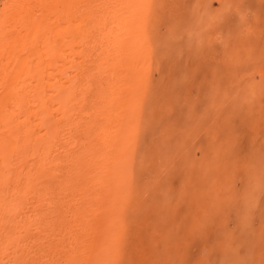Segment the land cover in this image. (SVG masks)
<instances>
[{"label":"rangeland","instance_id":"obj_1","mask_svg":"<svg viewBox=\"0 0 264 264\" xmlns=\"http://www.w3.org/2000/svg\"><path fill=\"white\" fill-rule=\"evenodd\" d=\"M33 1L0 0V52L8 43L12 10ZM83 5L79 30L72 35L82 72L77 95L58 135L45 141L41 154L48 163L34 154L25 164L33 187L40 177L50 180L43 202H32L45 204L44 212L31 209L29 217L36 224L29 231L39 227L42 236L22 234V219L21 228L13 227L12 214L0 217V264L17 259L22 264H264V0H85ZM31 41L27 49L0 58V92L12 108L10 118L14 109L20 119L27 113L31 96L10 94L31 81L25 75V82H13L7 59L18 62L14 56L21 52V64L22 51L28 56L34 50ZM23 144L18 165L26 160ZM24 183L14 185L23 194L29 186ZM18 241L28 250L21 248L11 263L6 253H13L10 244Z\"/></svg>","mask_w":264,"mask_h":264},{"label":"bare ground","instance_id":"obj_2","mask_svg":"<svg viewBox=\"0 0 264 264\" xmlns=\"http://www.w3.org/2000/svg\"><path fill=\"white\" fill-rule=\"evenodd\" d=\"M103 2L105 0H102ZM115 1V0H114ZM85 2V0H35L32 3L25 5L23 8H18L17 10L14 9L12 10V18H9L7 20V27L9 28V30H11L10 32H8V43L6 42L4 46H2V50L0 52V58L3 61V57L14 50H20V49H25L26 46L28 45V42H30V39L34 41H31L33 43V52L30 55H26V53L23 52V57L25 58L22 62H26L28 64H26V68H23L24 72L21 73V71L19 70L21 68V64L18 63L20 61V55L15 54L14 58L19 60L18 62L15 60L11 59H7V60H11L8 61L9 64L7 65L8 67H10V69L13 72V75H15L16 80L13 79V82H19V81H24L25 82V78L24 76L26 75L28 79V81L31 83H28V86L24 89H16L17 91L13 94L10 95H15L12 97H19L21 96L20 92H23L25 94V96H31L30 98L28 97V104H27V110H26V114L24 115L23 113V117L17 118V109H14L12 112L13 115L10 118L7 113H9L8 110L12 109L9 106V102H7V97H5L4 92H0V217L1 219L4 216H10L14 217V221L16 223H13V227H19L21 228L20 225H18V222L20 219H22L20 222L22 225V234L23 233H28V231L33 228L34 226H36V224H34L32 221H30V216H31V209L34 210V212L36 214H41L42 212H44V206L45 204H40V205H36L37 202H43V197L45 195H43L46 190L47 192L45 194H49L48 192V185L47 183L50 182V180H46L43 181L41 180V177L38 179L37 181V185L35 186L34 182H33V186L31 185V181L32 180V176L29 174L28 172V168L25 166L26 163H28L29 161L27 160L28 157H30L29 155H34L36 154V158L37 157H41L42 158V162L43 164H45L48 160V158L46 157H42L41 151L43 152L44 150V146L45 145V141L48 140H52L53 138L56 137L57 132H59L60 130H58L59 126L61 125V121L65 120L68 115L69 112H67L68 110H66V108H68V104L72 102V97L75 95H77L75 92L76 88H78V80L81 76V71H77V66L76 63L77 61V55H76V48H75V42L78 41L75 39H73L72 35H74V32L78 28L79 25V14L82 11L83 8V3ZM96 2V1H94ZM108 2V1H107ZM117 2V1H116ZM99 3V2H98ZM110 3V2H109ZM118 3V2H117ZM123 3V1H122ZM26 4V3H25ZM89 4V3H87ZM107 4V3H106ZM113 4V2H112ZM111 4V5H112ZM121 4V3H120ZM83 5V6H82ZM99 5V4H98ZM115 5V3L113 4ZM88 6V5H87ZM102 6V5H101ZM100 6V7H101ZM108 6V5H105ZM118 6V4H117ZM128 6V5H127ZM85 7V6H84ZM95 7V6H94ZM97 7V5H96ZM85 9V8H83ZM87 10V9H86ZM97 10V9H95ZM121 10V9H120ZM129 10V9H128ZM89 10H87L88 12ZM99 11V10H98ZM101 11V10H100ZM103 11H101L102 14ZM82 13V12H81ZM90 11L88 12L89 15ZM104 13V12H103ZM85 14V12H84ZM96 14V12L94 13ZM111 14V13H110ZM55 16V17H51ZM87 15V13H86ZM50 16V17H49ZM85 15H83L84 18ZM87 17V16H86ZM99 17V16H98ZM106 17V16H105ZM104 17V18H105ZM89 18V17H88ZM63 19V20H62ZM98 19V18H97ZM100 19V18H99ZM62 20V21H61ZM88 20V19H87ZM93 21V20H92ZM95 21V20H94ZM101 22V21H100ZM87 23H90L87 21ZM92 23V22H91ZM98 24V22H96ZM95 23V24H96ZM103 23V22H102ZM113 23V22H112ZM81 24V23H80ZM93 24V25H95ZM96 24V25H97ZM100 24V23H99ZM114 24V23H113ZM91 25V24H90ZM125 25V24H124ZM55 26V28L53 29H49V27H53ZM103 26V25H102ZM105 26V25H104ZM84 27V26H83ZM106 27V26H105ZM114 27V26H113ZM129 27V26H128ZM93 28V27H92ZM100 29V27H99ZM102 29V28H101ZM121 29V28H120ZM48 30V31H47ZM107 30V29H105ZM110 30V29H109ZM118 30V29H116ZM115 30V31H116ZM8 31V30H7ZM92 31V30H91ZM97 31V30H96ZM114 31V32H115ZM98 32V31H97ZM106 31L103 30V34ZM111 32V31H110ZM80 35L81 32L79 31ZM94 32H92L93 34ZM124 33H128L127 32H123ZM99 34V33H97ZM101 34V33H100ZM108 34V33H107ZM106 34V35H107ZM122 34V33H121ZM44 35V37H42ZM95 35V34H94ZM105 35V36H106ZM111 35V34H110ZM110 35L108 34V36H106L107 38L110 37ZM115 35V34H114ZM118 35V34H117ZM88 36H90V33L88 34ZM100 35H98L99 37ZM79 36H77L78 38ZM87 37V36H86ZM92 37V35H91ZM103 37V36H102ZM114 37V36H113ZM76 38V37H74ZM101 38V37H99ZM112 38V37H111ZM94 40L96 38H91V40ZM103 39V38H102ZM2 40V39H1ZM99 39H97L98 41ZM109 40V39H108ZM113 40V39H112ZM3 41V40H2ZM86 41V40H85ZM95 41V40H94ZM93 41V42H94ZM100 41V40H99ZM104 41V40H103ZM96 42V41H95ZM110 42V41H108ZM118 42V41H117ZM121 42V41H120ZM89 43V42H88ZM97 43V42H96ZM104 43V42H103ZM119 43V42H118ZM123 43V42H122ZM0 44H4V43H0ZM93 44V43H92ZM95 44V43H94ZM38 45V46H37ZM97 45V44H96ZM95 45V46H96ZM32 46V45H31ZM105 46V45H104ZM111 47H113L112 45H110ZM116 46V45H115ZM118 46V45H117ZM121 46V45H120ZM37 47V48H36ZM86 47V46H85ZM94 47V46H93ZM89 48V47H88ZM117 48V47H116ZM115 48V49H116ZM126 48V47H125ZM27 49V48H26ZM81 49V48H80ZM30 50V48H29ZM28 50V51H29ZM95 50V49H94ZM100 50V49H98ZM27 51V52H28ZM86 51H89L86 49ZM111 51V50H110ZM113 51V49H112ZM116 51V50H115ZM118 51V50H117ZM80 52V51H79ZM93 52V51H92ZM106 52V51H105ZM114 52V51H113ZM86 53V52H85ZM100 54V53H99ZM106 54V53H105ZM124 54V53H123ZM101 55V54H100ZM118 55V54H117ZM12 56V55H11ZM106 56V55H105ZM7 57H9L7 55ZM5 57V59L7 58ZM22 57V58H23ZM96 57V56H95ZM114 57V56H113ZM128 57V56H126ZM84 58V57H83ZM107 58V57H106ZM118 58V57H117ZM29 60V61H28ZM82 60V59H81ZM117 60V59H116ZM127 60V59H126ZM18 63V64H16ZM89 61V60H88ZM87 61V62H88ZM118 61V60H117ZM7 62V63H8ZM37 62V63H35ZM101 62V61H100ZM112 62V61H111ZM37 64L32 68V70H30V66L32 67L33 64ZM90 63V62H89ZM103 63V62H101ZM122 63V62H121ZM30 64V65H29ZM107 64V63H106ZM109 64V63H108ZM112 64V63H111ZM126 64V62H125ZM23 65H25V63H23ZM29 68H28V66ZM86 65V64H85ZM94 65V64H93ZM92 65V66H93ZM115 65V64H114ZM97 66V65H96ZM99 66V65H98ZM103 66V65H102ZM105 66V64H104ZM85 67V66H84ZM88 67V66H87ZM95 68V66H93ZM100 67V66H99ZM108 67V66H107ZM114 67V66H113ZM111 67V68H113ZM92 68V67H91ZM123 68V67H122ZM0 69L1 66H0ZM25 69H27L25 71ZM34 69V71H33ZM96 69V68H95ZM98 69V67H97ZM22 70V69H21ZM93 70V69H92ZM33 71V72H31ZM105 72V71H104ZM3 73V72H2ZM84 73V72H83ZM106 74V73H105ZM89 75V74H87ZM3 75H0V77ZM10 76V75H9ZM122 76V75H121ZM5 78V77H4ZM8 78V77H7ZM87 78V77H86ZM90 78V77H89ZM93 79V78H92ZM3 80V79H2ZM33 80V82H32ZM89 80V79H87ZM120 80V79H119ZM4 81V80H3ZM6 81V78H5ZM82 81V80H81ZM94 81V80H93ZM20 83V82H19ZM107 84V83H106ZM1 85V83H0ZM3 85V83H2ZM20 84L16 83V88L19 87ZM1 87V86H0ZM8 87V86H7ZM20 87L22 88V86L20 85ZM19 87V88H20ZM83 87V86H82ZM88 87V85L86 86ZM84 88V87H83ZM14 89V88H13ZM93 89V88H92ZM85 90V88L83 89ZM113 90V89H112ZM80 91V90H79ZM6 92V91H5ZM12 92V91H11ZM82 92V91H80ZM90 92V91H89ZM110 92V91H109ZM112 92V91H111ZM85 92H83L82 94H84ZM93 93V92H92ZM95 93V91H94ZM93 93V94H94ZM107 93V92H106ZM115 93V92H114ZM6 94V93H5ZM80 94V93H79ZM92 94V95H93ZM4 95V96H3ZM91 95V94H90ZM95 95V94H94ZM7 96V95H6ZM74 96V97H75ZM84 97V95H82ZM90 97V96H89ZM93 97V96H92ZM10 97H8L9 99ZM85 98V97H84ZM114 96L112 97L113 100ZM6 99V100H5ZM18 99V98H17ZM23 99V97H22ZM115 99V98H114ZM12 100V99H11ZM16 100V99H15ZM79 100V99H78ZM82 100V99H81ZM85 100V99H83ZM71 101V102H70ZM76 101V100H75ZM89 101V100H87ZM117 101V99H116ZM22 102V101H21ZM113 102V101H112ZM115 102V101H114ZM113 102V103H114ZM86 103V102H85ZM94 103V102H93ZM23 104V103H22ZM21 104V105H22ZM73 104V103H72ZM18 105V106H21ZM82 105V104H81ZM89 105V104H88ZM106 105V104H105ZM13 107L15 105H12ZM17 106V107H18ZM25 106V105H24ZM68 106V107H67ZM77 106V105H76ZM73 104L72 108L76 107ZM114 106V105H113ZM112 106V107H113ZM121 106V105H120ZM119 106V107H120ZM71 107V105H70ZM19 108V107H18ZM83 108V107H81ZM22 109V108H20ZM99 109V108H98ZM82 110V109H81ZM87 110V109H86ZM73 111H75V109H73ZM94 111V110H93ZM119 111V110H117ZM11 112V113H12ZM83 112V111H82ZM87 112V111H85ZM90 113V111H88ZM72 113V112H71ZM87 113V114H89ZM119 113V112H118ZM117 113V114H118ZM76 114V113H75ZM92 115H94L93 113H91ZM71 115V114H70ZM81 115V114H79ZM86 116V115H85ZM82 117V116H81ZM88 117V116H87ZM93 117V116H90ZM96 117V116H95ZM99 117V116H98ZM80 118V117H79ZM100 118V117H99ZM91 119V118H90ZM69 120V118H68ZM78 120V119H77ZM76 120V121H77ZM85 120V119H84ZM104 120H106L104 118ZM82 121V120H81ZM65 122V121H64ZM78 122V121H77ZM79 123V122H78ZM94 123V122H93ZM83 124V123H82ZM85 124V123H84ZM109 126H111V123L108 124ZM107 126V125H106ZM85 127V126H84ZM112 127V126H111ZM117 127V126H116ZM119 127H121V124L119 125ZM76 128V127H75ZM88 128V127H87ZM66 129V128H65ZM93 129V128H92ZM91 129V130H92ZM120 129V128H119ZM75 130H78L77 128ZM99 130V129H98ZM112 131V129H111ZM115 131V130H114ZM79 132L76 131V133ZM86 132V131H85ZM94 132V131H93ZM105 132H106V128H105ZM109 132V131H107ZM106 132V133H107ZM97 133V131H96ZM95 133V134H96ZM116 133L118 134V131H115V135ZM99 134V133H98ZM102 134V133H101ZM108 134V133H107ZM60 135V134H59ZM71 135V134H70ZM76 135V134H74ZM77 135H79L77 133ZM76 135V137L78 138V136ZM91 135V134H90ZM89 135V136H90ZM100 135V134H99ZM97 136V135H96ZM113 136V135H112ZM26 137L25 141L22 139ZM99 137V136H98ZM115 137V136H114ZM60 138V137H59ZM67 138V137H66ZM73 138V137H72ZM75 138V137H74ZM106 138V137H105ZM48 139V140H47ZM62 139V138H61ZM91 139V138H90ZM96 139V138H94ZM101 139V138H100ZM103 139V137H102ZM68 140V139H67ZM73 140V139H72ZM70 140V141H72ZM98 140V139H96ZM104 140V139H103ZM61 141V140H60ZM95 141V140H94ZM106 141V140H104ZM109 141V140H108ZM118 139H117V143H118ZM55 142V141H54ZM63 142V140H62ZM82 142V141H81ZM107 142V141H106ZM110 142V141H109ZM21 143H24L23 145L25 146V149L28 150L25 156V163L23 162V164L18 165L17 161L19 158L18 157V151H19V145ZM47 143V142H46ZM84 143V142H82ZM82 143H80L82 145ZM96 143V141H95ZM103 143V142H102ZM105 143V142H104ZM112 144V140L110 142ZM115 141V144H117ZM55 144V143H54ZM87 144V143H85ZM84 144V145H85ZM107 144V143H106ZM71 145V144H70ZM79 145V144H78ZM91 145V144H89ZM89 145L87 147H89ZM48 146V145H47ZM51 146V144H50ZM118 146V144H117ZM70 147V146H69ZM91 147H93L91 145ZM89 147V148H91ZM22 152H26L25 149L23 147H21ZM49 149L51 147H48ZM55 148V147H54ZM113 148V146H112ZM117 148V147H116ZM94 149V148H93ZM58 150V148H57ZM79 150V149H77ZM108 150V149H107ZM60 151V150H59ZM50 152V151H49ZM55 152V151H52ZM64 153L66 152L65 150L63 151ZM72 152V151H71ZM78 152V151H77ZM44 153V152H43ZM51 153V152H50ZM48 153V154H50ZM10 155V157L12 159L7 160L5 155ZM58 154V153H57ZM91 154V153H90ZM93 154V153H92ZM44 155V154H43ZM47 155V154H45ZM62 155V154H61ZM60 155V156H61ZM109 155V154H108ZM101 156V155H100ZM105 156V155H104ZM9 157V158H10ZM51 157V155H50ZM59 157V156H58ZM63 157V156H62ZM61 157V159H59V163H62L61 161L63 160V158ZM67 157V156H66ZM93 157V156H92ZM110 157V156H109ZM108 157V158H109ZM33 158V157H32ZM91 158V157H90ZM22 159V158H21ZM35 159V158H34ZM98 159V158H97ZM104 159V158H103ZM58 160V158L56 159ZM68 160V159H67ZM100 160V159H99ZM89 161V160H88ZM95 161V160H94ZM97 161V160H96ZM102 162V161H101ZM48 163V162H47ZM67 163V162H66ZM105 163V162H103ZM109 163V162H107ZM27 165V164H26ZM46 165V164H45ZM61 165V164H60ZM65 166V165H63ZM88 166V165H87ZM95 166V165H94ZM105 166V165H104ZM107 166V165H106ZM105 166V167H106ZM101 167V166H100ZM104 167V168H105ZM109 168V165L107 166ZM16 168V169H14ZM42 168H45L44 166H42ZM60 168V167H58ZM107 168V169H108ZM69 169V168H68ZM77 169V168H76ZM111 169V168H109ZM42 170V169H41ZM47 170V169H46ZM54 170V169H53ZM30 171V170H29ZM32 171V170H31ZM48 171V170H47ZM72 171V170H71ZM46 172V171H45ZM104 172V171H103ZM40 173V172H39ZM92 173V171H91ZM100 173V171H99ZM97 173V175L99 174ZM105 173V172H104ZM107 173H111V172H107ZM42 174V172H41ZM44 174V172H43ZM60 174V172H59ZM107 174V175H109ZM38 175V174H37ZM52 175V174H51ZM56 175V173H55ZM61 175V174H60ZM64 175V174H62ZM83 175V174H82ZM100 177L102 175L99 174ZM106 175V176H107ZM38 176H42V175H38ZM104 176V175H103ZM102 176V177H103ZM14 177V179H13ZM18 178V180H15V178ZM37 177V176H36ZM56 177H54L53 181H56ZM64 177V176H61ZM108 177V176H107ZM35 178V176H34ZM60 178V177H58ZM39 180H41L44 183L39 182ZM103 180V179H101ZM105 180H107L105 178ZM23 181L26 183H28L29 186H31L32 188H30L28 186V188L24 189V194L23 192H20L17 188H15V184L18 185H22ZM35 181V179H34ZM52 181V180H51ZM24 183V185H25ZM56 183V182H55ZM95 183V182H94ZM105 183V182H104ZM99 184V183H98ZM23 185V187H24ZM96 185V184H95ZM94 185V187H95ZM14 186V188H13ZM27 186V184L25 185ZM100 186V185H98ZM17 187V186H16ZM10 188H13L10 190ZM30 188V189H29ZM89 188V187H88ZM4 189V190H3ZM17 189V190H16ZM15 191V192H14ZM14 192V193H12ZM10 193H12L10 195ZM34 196V198H33ZM104 197V196H103ZM45 199V197H44ZM95 199H98L95 198ZM99 200V199H98ZM12 202L13 204V208L12 210H8V205L9 202ZM35 203H32V202ZM47 201V200H46ZM11 204V203H10ZM11 204V205H12ZM35 204V205H34ZM48 204V203H47ZM89 206V205H88ZM91 207V206H90ZM89 207V208H90ZM46 208H49V205L46 206ZM70 210V209H69ZM90 210V209H89ZM34 212L32 213V215H34ZM39 212V213H38ZM77 212V211H76ZM90 211V215H91ZM63 214V213H62ZM97 214V213H96ZM71 215V214H70ZM77 216V214H76ZM68 217V216H67ZM6 218V217H4ZM91 218V216L89 217ZM0 219V220H1ZM9 220V219H8ZM99 220V219H98ZM94 221V220H93ZM100 221V220H99ZM98 221V222H99ZM74 222V221H73ZM72 222V223H73ZM24 223V224H23ZM32 226V227H31ZM93 226V225H92ZM1 230H3L2 225H0ZM35 228V227H34ZM87 228V227H86ZM89 228V227H88ZM87 228V229H88ZM14 229V228H13ZM17 229V230H18ZM91 229V227H90ZM15 230V229H14ZM41 228H37V230H31L29 232H31V235L33 234L32 231H37V233L35 235L32 236V238H36L37 236H42L40 235ZM19 231V230H18ZM47 231V230H46ZM75 232V231H74ZM45 233V232H44ZM18 234V233H17ZM51 234V233H50ZM48 234V236L50 235ZM65 234V233H63ZM21 235V234H19ZM27 236L28 237H31ZM44 236V235H43ZM92 236V235H91ZM23 237V236H22ZM46 237V235H45ZM50 237V236H49ZM96 237V236H95ZM99 237V235H98ZM44 238V237H43ZM82 238V237H81ZM90 238V237H89ZM97 238V237H96ZM23 239V238H21ZM27 239V238H26ZM26 239L24 240L26 242ZM40 239V238H39ZM38 239V240H39ZM46 239V238H44ZM43 239V240H44ZM49 239V238H48ZM47 240V239H46ZM55 242L56 239L54 238ZM66 240V239H65ZM76 240V239H75ZM80 240V239H79ZM89 240V239H88ZM94 240V239H92ZM70 241V238H69ZM81 241V240H80ZM44 242V241H43ZM74 242V241H73ZM79 242V241H78ZM21 241H18L17 243L14 242L13 244L11 243V250H13V253L8 252L7 251V257H9L10 262L13 263L11 261V259H13L12 257L14 256V258L17 259V253L19 254L20 249L24 248L25 250L28 248L26 246V244H21ZM57 243V242H56ZM92 243V242H91ZM47 244H49V242H47ZM54 244V243H53ZM83 244V242L81 243ZM55 245V244H54ZM91 245V244H90ZM72 246V245H70ZM75 246V244H74ZM88 246V245H87ZM35 247V246H34ZM33 247V248H34ZM81 247V246H80ZM84 247V246H82ZM63 248V247H62ZM73 248V247H72ZM71 248V249H72ZM77 248V247H76ZM32 249V248H31ZM75 249V248H74ZM86 249V248H85ZM22 250V249H21ZM28 250V249H27ZM26 250V251H27ZM41 250V249H40ZM66 250H69L66 248ZM79 250V248H78ZM10 251V250H9ZM72 251V250H71ZM70 251V252H71ZM25 252V251H24ZM69 252V251H68ZM74 252V251H73ZM84 252V251H83ZM91 252V251H90ZM88 252V253H90ZM26 253V252H25ZM92 253V252H91ZM76 254V253H75ZM71 255V254H68ZM92 255V254H91ZM54 256V255H53ZM52 256V257H53ZM57 256V255H56ZM74 256V255H73ZM78 256V254H77ZM83 256V255H82ZM81 256V257H82ZM65 257V256H64ZM62 257V258H64ZM67 257V256H66ZM71 257V256H70ZM76 257V256H75ZM85 257V256H84ZM77 258V257H76ZM80 258V257H79ZM20 259V257H19ZM68 260V258H66ZM74 259V258H73ZM92 259V257H91ZM90 259V260H91ZM63 260V259H62ZM66 260V261H67ZM71 260V259H70ZM69 260V262H70ZM89 260V259H88ZM56 261V260H55ZM54 261V262H55ZM81 261V260H80ZM44 262V261H41ZM15 264H22V262H18V259L16 260Z\"/></svg>","mask_w":264,"mask_h":264}]
</instances>
